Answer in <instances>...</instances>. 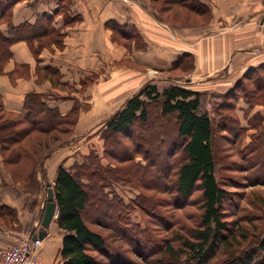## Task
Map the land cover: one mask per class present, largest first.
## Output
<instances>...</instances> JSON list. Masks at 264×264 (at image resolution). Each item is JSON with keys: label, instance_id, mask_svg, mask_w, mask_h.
Listing matches in <instances>:
<instances>
[{"label": "trees", "instance_id": "16d2710c", "mask_svg": "<svg viewBox=\"0 0 264 264\" xmlns=\"http://www.w3.org/2000/svg\"><path fill=\"white\" fill-rule=\"evenodd\" d=\"M65 1L59 0L61 5ZM190 1L204 6L200 0ZM20 2L24 0H0V24L5 21L9 29L8 37L0 35L1 45L5 47L1 49H4L5 56L6 50L7 56L11 54L9 45L23 38L31 26L13 25L12 11ZM65 6L68 8V4ZM58 13L67 12L61 7ZM53 22V17L45 18L42 32L36 37L57 32L52 27ZM121 31L123 36L128 35L129 31L126 29ZM2 57L0 54V63ZM186 58L193 59L191 55H184L173 68L183 65ZM47 71L58 74V71L52 69ZM49 76L55 79V85L62 86L59 75ZM238 86L240 82L236 87ZM243 91L235 88L216 97L217 102L212 109L214 114L210 116L207 111H202L205 97L203 93L181 86H172L159 92L157 86L146 85L104 124V158L108 156L110 163H104L96 154L91 155L87 162L76 163L71 168L61 164L54 186L48 182L42 184L38 176L39 173L45 176V162L52 153L73 141L70 138L75 127L72 118L77 110L73 109L70 114L63 116L57 109L49 108L39 95L32 94L26 99L29 113L23 116L7 112L0 99V151L8 167V162L15 163L23 155L15 152L8 158L7 150L16 149L15 146L25 135L54 130L70 135L65 139L52 138L57 144L46 147L42 158L32 167L26 184L21 185L13 177L18 188L33 197L28 198L33 205L32 211L39 203L38 197L45 192V186L47 191L48 187H53L59 211L57 224L64 234L60 250L63 264H105V260H109L108 264L134 263L123 249L111 244L108 236L90 228L86 217L113 230L122 242L146 259L148 264H264V195L261 200L256 197L249 200L251 211L231 221L225 204L230 203L229 206L236 211L244 210L239 205V198H243V195L233 190L242 187L244 183L232 176L223 177L220 173L223 165L218 168L216 154L217 144H222L225 140L236 145L241 157L246 159L245 162L251 159L247 167H244L246 164L237 165L236 169L241 172L246 168L256 169L251 175V183L264 184L263 118L255 115L249 121V128L241 126L236 110L240 99L246 96ZM20 121L28 126L24 131L15 129ZM249 130L255 133L249 134ZM223 131L229 135L219 134ZM152 132L162 134L154 146L150 140ZM121 136L129 138L138 153L143 154L157 169L162 163L165 175L171 173L172 169L176 171L174 178L164 189L174 195L176 207L188 203L194 192L200 189L202 214L197 228L190 230L187 235L181 233L173 228V223H169L167 217L143 204L141 196L127 203L113 189L107 190L113 182L117 184L131 180L122 176V170L113 162L121 163L131 157ZM178 152L182 153V157L170 162V158ZM137 170L135 172L139 176L140 167ZM127 171H130V166L124 170ZM146 185L157 184L146 182ZM136 209L150 213L153 217L151 223L162 225L169 237L161 239L152 224H148L145 229L133 225L129 216ZM4 217L10 218L11 223H18L16 210L0 205L1 225ZM92 252L99 254L103 261L98 260Z\"/></svg>", "mask_w": 264, "mask_h": 264}, {"label": "crops", "instance_id": "0c3cea01", "mask_svg": "<svg viewBox=\"0 0 264 264\" xmlns=\"http://www.w3.org/2000/svg\"><path fill=\"white\" fill-rule=\"evenodd\" d=\"M120 1L73 0L65 14L58 13L61 9L59 0H24L14 7L13 25H31L25 38L40 34L45 18L51 17L54 18L52 27L66 36L64 51H57L55 54L42 51L38 60L41 70L58 71L63 76L61 83L75 88L72 97L67 94L49 96V108L57 109L63 116L67 115L76 101L82 102L77 90L81 88L86 75H114L110 82L117 87L111 100L106 101L105 105L104 102L96 105H104L103 107L92 105L82 110L78 121V126L83 129L99 127L103 118L97 116L93 120L95 111L106 112L115 96H126L121 90L131 88L135 77H146L144 71L150 67L157 69L159 75H169L175 63L184 55H191L197 64V71L193 75H199L187 79L191 90L209 92V99H216L235 88L243 89L246 96L240 99L236 110L241 126L249 128V121L255 115L263 118L264 123V0H208L209 15L211 14L209 29L199 32L197 36L184 35L168 24L157 21L151 12L144 9L147 5L150 7L148 1L141 0L137 5H125ZM121 29L129 31H126L128 35L123 38L137 39L143 49L132 44L127 49V54L123 53V47L112 42L113 32L122 35ZM0 35L9 36L6 24H0ZM207 35L209 39L206 40ZM11 52L13 64L31 63V53L25 42L14 44ZM124 59V65L116 64ZM185 60L187 58L183 61ZM129 61L131 64H128ZM123 75L128 76L118 80ZM206 79H209V83ZM148 81L149 77H146L142 85ZM239 82L240 86L236 87ZM5 84L7 83L0 79V95L6 110L28 115L27 87L12 89ZM205 84L209 87L205 88ZM36 90L39 93H48L50 86L44 84ZM127 91L129 97L137 92L133 88ZM209 113L211 115L210 107ZM79 133L84 134V131ZM79 133L76 140L78 145L80 136H83H79ZM79 147H72V150L63 147L52 154L45 162V176L39 174V181L53 185L58 166L64 164L71 168L78 160L75 153ZM4 182L6 183L5 180ZM12 187L16 193L0 195V204L16 210L19 226L15 224L11 227L5 222L0 224V249L13 246L22 237L36 235L41 224L37 226L35 221H40L44 213V193L47 186L43 195L38 197L39 204L33 209V213L32 202L27 203L30 195L18 187ZM63 235L54 219L41 247L44 264H63L60 256Z\"/></svg>", "mask_w": 264, "mask_h": 264}, {"label": "rangeland", "instance_id": "374dc122", "mask_svg": "<svg viewBox=\"0 0 264 264\" xmlns=\"http://www.w3.org/2000/svg\"><path fill=\"white\" fill-rule=\"evenodd\" d=\"M140 1L141 0H133V3L131 2V4L126 3L124 1H120V2L125 5H137L138 3H140ZM142 1L143 2L148 1L147 3L150 4V7H148L147 5L144 6V9L147 10L148 12H151L153 17L157 21L168 24L170 27H172L175 30H179L184 35L197 36L199 32L201 31L203 32L209 29V18L211 14L209 15L208 0L207 1L200 0L204 6H202V4L201 5L198 4L199 5L198 6L195 2H192L190 0H142ZM72 2L73 0H66L64 4L62 3L63 5H61V7L65 12H67L66 11L67 8L65 5L68 4V8H69ZM2 24H6V22L2 21ZM25 36H23V38H21L20 40L15 41L9 45V52L11 54H8V56H7L8 50H6V56L3 54L4 49L2 50L1 47L2 48L5 47L2 46L0 42V54L3 56L2 57L3 59L0 63V79H3L8 84L5 85L11 87L12 89L27 87L26 99L27 96L36 94L39 95L42 98L41 100H43L46 104H47V100H49L48 99L49 96L52 95L60 96L62 94H67L69 97H72L74 95L73 93L75 92L74 91L75 88L71 86H66L64 84H62V86H60L59 84L55 85V79L52 78V76H49V75H59L60 79L62 80L63 76L59 72L58 74H54L51 71H47V70L43 71L40 69L38 64L39 63L38 60L40 58L42 51L46 50L49 51L51 54H55L57 51H64L66 36L62 35L61 32H54L48 35L47 34L43 36L40 35V37L35 36L32 38H25ZM205 39L206 40L209 39V35H207ZM18 42H25L27 44V48L29 49L32 57L30 64L15 65L12 63L13 55L11 52V47ZM112 42L123 47L122 48L124 49L123 53L125 54H127V49L131 47L132 44H135L136 48L143 49V47L140 46V43L137 41V39L127 40L123 38V35H121V33L118 34L113 32ZM207 45L208 44H206L205 46V51H207ZM125 60L126 59H124L123 61H118L116 64L124 65L126 62ZM183 62H184L183 65L173 68L169 72L170 73L169 75H159V71L157 69H154L153 67L146 69L144 72L147 74L146 77H149V81L144 86L142 85V81L146 78L145 75L144 77L141 76L135 77V82L133 83L131 88L121 90V93L125 94L126 96L114 97V99L112 100L111 107L109 108V110L111 111H109L108 109L106 110V112L95 111L93 120L97 116L103 118V122L101 126L96 128L83 129V127L78 126V121L81 116V112L82 110L88 109L92 105H94V107H103L106 101L111 100V96H113V93L116 90L117 85L116 84L111 85L113 82H110V80H112L111 78L114 75H86V76L84 75L85 77L81 83V88L77 90L79 91L78 94L81 97L82 102L76 101L75 106L72 108V110L76 109L77 113L72 118V123L75 124V127L73 128V132L71 136L69 134L59 132V130H54L51 132L37 131L25 135L22 139L19 140L18 144L15 146L16 149L9 148L7 150L8 158H11L12 153L15 152H21L23 155V156H19L18 161L15 163L11 161L8 162V167L10 170L8 169L5 163V158L2 156L0 151V195L5 196L10 194L13 195L16 193L12 187V186L18 187L16 185L17 183L14 182L13 179L14 176H15L14 178H16V180L20 182L21 185L27 183V179L29 174L31 173L30 171L32 167L37 162V160L42 158L41 156L44 154L45 152L44 150L46 149V147L54 146L55 144H57V142H55V140L52 138L57 139L59 137L60 139L61 138L65 139L70 136L71 139L73 138V141L65 145L64 148L69 147L72 150V147L77 148V146H80L78 152L75 153L76 159L78 158V160L74 164L87 162L91 155L96 156V154L102 158L104 163H110V158L108 156H105L104 158L105 134L103 132V127L106 122H108L119 110L122 109V107L126 103L125 101H127L130 98L128 95L129 91L127 90H131L133 88L134 91H137L135 94L131 96L133 97L146 85L157 86L159 92H164L165 90H167L172 86H181L183 88L190 89L188 85L189 82H187V79L189 80L191 76H199V75H193L197 71L196 69L197 64L195 59L185 60ZM128 64H131V62L129 61ZM125 76L128 75H123L120 78H118V80L122 78L124 79ZM206 82L209 83V79H206ZM44 84H49L50 86L49 92L48 93L37 92L36 88L43 87ZM206 87H209V85L205 84V88ZM203 94H205V97L203 98L202 101V111H207L208 114L210 115L209 113V107H210V112L211 115L213 116L214 114L212 111L213 104L217 102V99H213V98L209 99V92ZM0 99L1 102L3 103L4 109L6 110L1 95H0ZM143 99H145V97H143ZM103 102H104L103 106H96V105H102ZM209 103L211 104L210 106ZM6 111L10 112L8 110ZM70 112L68 114H70ZM27 127L28 126L26 123L20 121L19 124L15 126V129L24 131V129ZM168 130H171V128H168ZM81 131H84V134H80L79 132ZM87 131L90 132L88 133ZM78 133L79 136L83 135L80 136L79 138L78 141L80 142L79 145L76 143ZM220 133L226 136L229 135L228 133L225 134L224 131L219 132V134ZM252 133H255V131L249 130V134ZM161 137L162 134L160 135L158 132H152L150 138L152 145L154 146V143L158 142ZM121 140L128 153L131 154V157L129 159H125L124 161H121V163L113 161L112 159L111 160L115 162L117 166L122 170L121 173L123 174L121 175L131 180L130 182L123 181L117 184L111 181L113 183L110 184L107 190L110 191L113 189L127 203H131L132 202L131 200H135L139 196H141L143 204H146V206L148 207L151 206L155 212L158 211L157 212L158 214H162L163 216L167 217L169 223H173L172 224L173 228L179 230V232L181 233H185L187 235L190 230L197 228L201 220L200 217L202 214L200 189L194 192V194L189 198L188 203L180 207H176L174 205L175 204L174 195L169 193L167 190H164L166 189L165 187L174 178L176 171L174 172V169H172L171 173L165 175L166 170L162 169L161 166L162 163L157 169L155 165L151 164L143 154L138 153V151L135 149L136 146L131 140H129V138L125 136H121ZM217 145H218V152L216 154H217L218 168H221L222 167L221 165H223L222 167L223 173L222 171H220V173L223 175V177L232 176L237 178V180H239L240 183H244V185L238 189L233 188L234 191H237L241 195H243V198H239V205L244 210L236 211L229 206L230 203L227 202L225 204V207L228 208L229 210L228 215L229 217H231L230 220L234 221L235 219H239L240 216L251 211L250 207L248 206L249 200L254 199V197H256L257 199L260 198V200L263 199L264 184H259L258 182L251 183L252 180L251 175L255 173L256 169L246 168V170L245 171L243 170V172L236 169L237 165L246 164L244 167H247L248 166L247 163H250L249 161H251V159H249L247 160V162H245L246 159L245 158L243 159V157H241L236 145H233L226 140L223 141L222 144H217ZM165 146L166 145H164V150H165ZM60 149H57L55 152L59 151ZM180 157H182V153L180 152L175 153L170 158V162L173 159L177 160ZM146 165L148 166L145 167ZM129 166H130V171L124 172V170H127ZM228 166L234 168H229ZM138 167H140L139 176L136 175L135 172V170H137ZM11 172L14 175L11 174ZM4 180L6 181V183L4 182ZM146 182L157 185L148 186L146 185ZM54 185H55V179L53 186ZM260 194H262V196ZM29 197L33 198L32 196H28V198ZM44 197H45V202L43 206L45 207V204L47 202V190L44 193ZM28 198H27V203L31 202ZM31 212L33 213L34 211ZM57 218L55 217L56 223H57ZM129 219H131V223L133 225H138L142 229H145L148 224L149 225L152 224V228L154 229L155 233H157V235L159 234L158 236H161V239H163L164 237H169L167 232L164 231V227L162 225L151 223L153 217L150 213H148L145 210L136 209L130 214ZM2 221L7 223L11 227L14 226L16 223V222L13 223L9 222L10 218L8 217H4ZM86 221L90 226V228H92L95 232L101 233L104 236H108L109 241L111 242L112 245H115L123 249L129 255L128 257L132 259V261H134L133 264H148L146 259H143L141 255H137L133 250H131V247L129 245H126L124 242H122L119 239V237L115 234V232H113V230L108 229L104 227L102 224L96 223L92 221V219H88L87 217H86ZM35 222L36 225L39 226L41 224V219L40 221H35ZM178 245L179 244H176V246ZM92 253L96 258H98V260L103 261V258L99 256V254H96L95 252ZM105 262H106L105 264H108L109 260H105Z\"/></svg>", "mask_w": 264, "mask_h": 264}, {"label": "built area", "instance_id": "2783aa9c", "mask_svg": "<svg viewBox=\"0 0 264 264\" xmlns=\"http://www.w3.org/2000/svg\"><path fill=\"white\" fill-rule=\"evenodd\" d=\"M121 1L133 3V0ZM57 216L58 214L55 217ZM33 236L22 237L13 246L0 249V264H44L41 257L43 239H34Z\"/></svg>", "mask_w": 264, "mask_h": 264}, {"label": "water", "instance_id": "95a60500", "mask_svg": "<svg viewBox=\"0 0 264 264\" xmlns=\"http://www.w3.org/2000/svg\"><path fill=\"white\" fill-rule=\"evenodd\" d=\"M59 213L56 202L54 200V190L53 187H48L47 191V202L44 207V213L41 216V226L38 233L33 236L34 239L40 238L44 239L48 230L55 219V216Z\"/></svg>", "mask_w": 264, "mask_h": 264}]
</instances>
